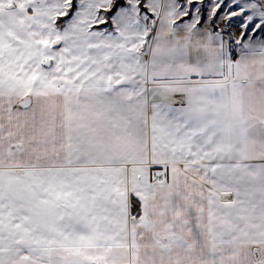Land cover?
Here are the masks:
<instances>
[{
  "label": "snow or ice",
  "instance_id": "obj_1",
  "mask_svg": "<svg viewBox=\"0 0 264 264\" xmlns=\"http://www.w3.org/2000/svg\"><path fill=\"white\" fill-rule=\"evenodd\" d=\"M0 264H264V0H0Z\"/></svg>",
  "mask_w": 264,
  "mask_h": 264
}]
</instances>
